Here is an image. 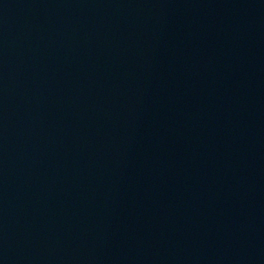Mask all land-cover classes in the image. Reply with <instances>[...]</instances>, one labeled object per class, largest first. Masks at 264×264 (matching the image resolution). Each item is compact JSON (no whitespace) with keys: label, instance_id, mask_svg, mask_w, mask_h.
I'll use <instances>...</instances> for the list:
<instances>
[{"label":"water","instance_id":"water-1","mask_svg":"<svg viewBox=\"0 0 264 264\" xmlns=\"http://www.w3.org/2000/svg\"><path fill=\"white\" fill-rule=\"evenodd\" d=\"M0 264H264V0H0Z\"/></svg>","mask_w":264,"mask_h":264}]
</instances>
